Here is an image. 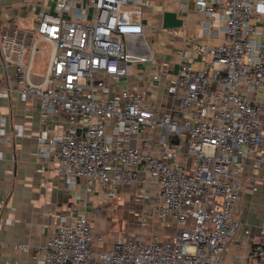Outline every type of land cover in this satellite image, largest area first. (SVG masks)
I'll list each match as a JSON object with an SVG mask.
<instances>
[{
	"label": "built area",
	"instance_id": "2783aa9c",
	"mask_svg": "<svg viewBox=\"0 0 264 264\" xmlns=\"http://www.w3.org/2000/svg\"><path fill=\"white\" fill-rule=\"evenodd\" d=\"M22 2L41 9L32 26L0 29V100L18 96L51 123L38 140L70 186L82 182L79 198L97 185L113 198L138 183L143 222L174 217L180 224L172 239L124 237L105 250L106 237L79 210L61 216L36 264H218L239 228L252 230L240 209L249 158L264 175V37L255 36L264 0H195L205 32L220 29L224 39L199 43L195 51L212 60L202 68L182 63L168 84L177 115L161 114L139 89H111L147 59L139 53L146 43L129 39L145 33L151 0ZM37 53L49 56L43 74L32 69ZM6 121L0 105V141L9 138ZM24 132L15 125L14 136ZM250 258L264 264V238Z\"/></svg>",
	"mask_w": 264,
	"mask_h": 264
},
{
	"label": "crops",
	"instance_id": "0c3cea01",
	"mask_svg": "<svg viewBox=\"0 0 264 264\" xmlns=\"http://www.w3.org/2000/svg\"><path fill=\"white\" fill-rule=\"evenodd\" d=\"M40 9V4L33 11L32 5L23 4L22 0H0V29L16 25L32 26L38 21ZM258 10L262 13V19L257 23L255 36L261 39L264 37V4L258 5ZM168 12L177 13L182 25L165 27L164 19ZM199 18L195 0H151V5L146 7L145 33L129 39L130 46L135 41L146 43L147 48L139 53H146L147 59L136 64L126 77L116 80L111 85L112 92L127 87L139 89L147 102L157 107L161 114L172 112L177 115L178 100L168 92V84L177 78L182 63L190 62L193 67L202 68L205 66L204 60H212L210 54L195 51L199 43L213 46L224 39L220 29L206 33ZM0 105L9 134L8 140L0 141V150L3 151L0 158V264H36L39 246L47 244L62 215L75 216L79 210H86L93 223L94 213L111 198L103 195L100 185L79 198L82 182L70 186L65 174L60 171L56 156L45 154L38 140L41 130L49 129L51 123L43 122L40 113L30 109L18 96H13L12 102L2 98ZM19 123L25 125L24 135L14 136V127ZM141 142V139L135 138L134 143ZM252 176L256 179L255 191L252 190ZM243 179L245 188L240 202L241 221L252 230L250 234H245L244 227H240L230 250L221 254L218 264H251V248L264 238L261 228L264 218V175L262 170L252 167V158L247 162ZM127 187L138 197L140 221L153 226L149 235L140 236L150 239L154 234H161L172 239L180 226L177 219L159 217L143 222L141 212L146 205L142 199L143 187L138 183ZM119 188L116 196L126 189L125 186L121 191ZM109 242L106 237L100 247L110 249L113 242ZM18 243L29 244L30 247L16 248L15 244Z\"/></svg>",
	"mask_w": 264,
	"mask_h": 264
},
{
	"label": "rangeland",
	"instance_id": "374dc122",
	"mask_svg": "<svg viewBox=\"0 0 264 264\" xmlns=\"http://www.w3.org/2000/svg\"><path fill=\"white\" fill-rule=\"evenodd\" d=\"M48 62L47 54L37 53L32 67L33 72L43 74ZM125 187L124 192L108 199L107 203L92 216L97 234L107 237L109 244L122 237L146 236L153 230L152 225H144L140 221L141 206L137 201L138 197L130 187Z\"/></svg>",
	"mask_w": 264,
	"mask_h": 264
},
{
	"label": "water",
	"instance_id": "95a60500",
	"mask_svg": "<svg viewBox=\"0 0 264 264\" xmlns=\"http://www.w3.org/2000/svg\"><path fill=\"white\" fill-rule=\"evenodd\" d=\"M182 23V20L178 18L177 13L175 12H168L164 19L165 27H179Z\"/></svg>",
	"mask_w": 264,
	"mask_h": 264
}]
</instances>
